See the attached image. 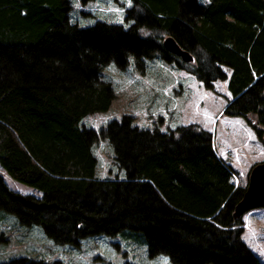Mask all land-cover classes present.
<instances>
[{
	"label": "trees",
	"instance_id": "obj_1",
	"mask_svg": "<svg viewBox=\"0 0 264 264\" xmlns=\"http://www.w3.org/2000/svg\"><path fill=\"white\" fill-rule=\"evenodd\" d=\"M124 22L67 21L68 0H0V167L40 192L22 194L0 176V209L38 224L54 244L121 233L171 264H262L230 213L242 191L196 123L140 128L129 114L94 131L79 125L108 108V62L158 55L206 88L224 80L222 114L260 139L264 125V0H130ZM168 35L192 60L163 49ZM102 136L121 177L96 178L90 149ZM0 264H62L18 256ZM104 264H110L108 262ZM122 264H131L123 262Z\"/></svg>",
	"mask_w": 264,
	"mask_h": 264
},
{
	"label": "rangeland",
	"instance_id": "obj_2",
	"mask_svg": "<svg viewBox=\"0 0 264 264\" xmlns=\"http://www.w3.org/2000/svg\"><path fill=\"white\" fill-rule=\"evenodd\" d=\"M130 3V0H68L67 21L79 26L95 20L127 25L130 19L124 22L122 18ZM99 77L110 83L113 98L107 109L85 114L79 121L83 127L97 131L109 119L117 120L124 113L140 128L164 131L179 124L196 123L211 133L215 152L231 166L233 185L243 186L251 163L264 159V144L244 119L222 114L225 102L231 98L225 79H215L212 88H206L192 74L158 55L140 60L129 55L122 66L108 62L100 69ZM260 128L263 134L264 125ZM95 137L90 146L96 160L95 177H121V171L113 163L111 146L102 136ZM0 176L12 191L40 195L34 187L11 178L1 167ZM239 217L241 239L264 264V207L247 209ZM21 255L58 259L62 264H122L126 261L171 264L164 254L148 257L145 244L136 243L126 233L124 237L121 233L82 237L76 246L54 244L38 224H19L14 214L0 209V262Z\"/></svg>",
	"mask_w": 264,
	"mask_h": 264
},
{
	"label": "water",
	"instance_id": "obj_3",
	"mask_svg": "<svg viewBox=\"0 0 264 264\" xmlns=\"http://www.w3.org/2000/svg\"><path fill=\"white\" fill-rule=\"evenodd\" d=\"M161 45L163 49L184 62L192 60L190 52L182 49L168 35H164L161 38ZM260 141L264 144V133L261 135ZM246 177L243 191L230 212L233 217H239L243 211L253 207H264V159L252 162Z\"/></svg>",
	"mask_w": 264,
	"mask_h": 264
},
{
	"label": "crops",
	"instance_id": "obj_4",
	"mask_svg": "<svg viewBox=\"0 0 264 264\" xmlns=\"http://www.w3.org/2000/svg\"><path fill=\"white\" fill-rule=\"evenodd\" d=\"M211 143H212V140H211ZM212 146H213V143H212ZM213 150H214V146H213ZM214 152H215V150H214ZM215 154L217 155V156H219L216 152H215ZM220 157V156H219ZM221 158V157H220ZM222 159V158H221ZM222 160H224V159H222Z\"/></svg>",
	"mask_w": 264,
	"mask_h": 264
}]
</instances>
